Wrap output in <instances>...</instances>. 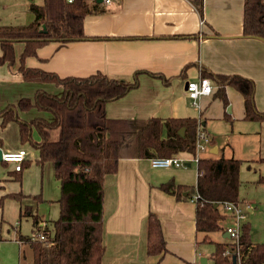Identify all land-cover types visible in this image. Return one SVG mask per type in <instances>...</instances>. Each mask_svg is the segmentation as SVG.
Returning <instances> with one entry per match:
<instances>
[{"label":"crops","instance_id":"1","mask_svg":"<svg viewBox=\"0 0 264 264\" xmlns=\"http://www.w3.org/2000/svg\"><path fill=\"white\" fill-rule=\"evenodd\" d=\"M244 1L202 0L201 15L193 0H89L92 5L100 4L98 8L103 11L85 18L86 35L110 39L67 45L50 43L38 50L37 57L28 58L26 64L61 77H89L101 73L129 84L137 81V86L127 95L107 104L106 114L110 119L200 120L211 138L204 158H235L243 162L241 182L253 186L250 191H241L240 205L246 212L245 221L250 224L251 233L259 231L251 236V241L259 244L264 243V217L261 221L257 218L264 209V184L257 183L264 175V162L260 161L264 159V122L245 120L244 98L233 87L226 88L229 100L226 107L216 97L217 83L211 81L213 94L200 99V109L191 106L186 87L189 81H197L202 76V68L215 75L248 78L256 84L255 104L264 113V41L243 37ZM37 2L41 4L42 0ZM30 4L31 0H0V26L30 24L34 20ZM23 47V44L16 45L17 57ZM38 90L62 94V88L54 84L25 82L17 66H0V111L18 105L23 98L32 99ZM35 110L18 113L26 121L38 117L53 119L52 115H39ZM33 138L40 140L37 132L33 133ZM29 145L21 141L16 122L8 123L5 128L0 126L3 152L24 149L29 162L22 170L21 180L16 179L14 164L0 162L6 165L4 171L0 168V243H6L5 238L13 235L18 245L17 248L13 243L18 264L27 261L25 247L29 245L21 237L33 238L45 231L52 232L45 215L38 213L32 234H22L24 200L36 201L40 206L50 200L58 202L60 196L59 181L56 176L55 182L50 180V171L46 185L50 190L45 188L47 164L38 162V150ZM183 155L179 157L188 161L186 166L167 169L153 168L150 159H120L118 173L105 181L103 237L106 251L102 264H214L215 244L233 242L227 237V227L232 221L224 211L227 218L220 224L221 229L209 234L211 242L204 243L205 234L196 231V203L180 201L159 189L170 180L179 185L196 186L198 164L192 162L191 155V158ZM247 171L252 175L246 179ZM15 194L22 197L14 198ZM39 195L43 201L33 199ZM32 207L27 205L25 215L32 217ZM7 209L14 221L5 233ZM150 213L161 220L168 248L164 257L147 254ZM258 222L262 223L256 225ZM256 236L259 238L255 239ZM31 261L34 264L33 251Z\"/></svg>","mask_w":264,"mask_h":264},{"label":"trees","instance_id":"2","mask_svg":"<svg viewBox=\"0 0 264 264\" xmlns=\"http://www.w3.org/2000/svg\"><path fill=\"white\" fill-rule=\"evenodd\" d=\"M193 2L202 15V0ZM98 6L100 4L95 2L92 5L89 0H42L41 4L31 0L29 11L34 20L30 24L0 26V66H17L25 82L49 83L62 88L61 95L38 90L32 99L23 98L18 105H10L0 111L1 128L16 122L21 141L38 150L41 165H53L60 183L59 217L52 232H44L45 241L21 237L32 248L34 264H102L106 251L103 237L105 181L108 176L118 173L120 159L195 155L196 118L128 120L107 117V104L127 95L137 86V81L129 84L101 73L89 77H61L27 66V59L37 57L38 50L50 43L67 45L110 39L88 37L85 33V18L103 11ZM243 37L264 41V0L244 1ZM17 44L24 45L19 57ZM201 73L202 77L217 83L216 97L226 107L229 106L226 88L233 87L244 98L245 120L264 122V113L255 104L256 84L253 80L237 75H215L206 68H202ZM33 109L50 113L53 119L38 117L26 121L20 118L19 111ZM181 130H184L183 135ZM34 132L40 140L33 139ZM260 161L264 162V159ZM28 165L29 162L25 161L23 170ZM242 165L243 162L235 158L203 157L198 163L196 186L179 185L174 180L159 186L180 201L200 195V199L195 201L196 231L205 234L204 243L211 242L209 234L218 232L220 224L227 218L219 204L241 202ZM21 173H16L17 180H21ZM257 183L264 184V175ZM13 197L19 199L22 194ZM33 199L43 201L40 195ZM34 219L37 223V216ZM240 246L242 264H264V243L253 244L249 223L243 225ZM235 252L233 242L216 243L212 256L214 264H234ZM167 253L161 220L158 215L150 213L147 254L164 257Z\"/></svg>","mask_w":264,"mask_h":264},{"label":"built area","instance_id":"3","mask_svg":"<svg viewBox=\"0 0 264 264\" xmlns=\"http://www.w3.org/2000/svg\"><path fill=\"white\" fill-rule=\"evenodd\" d=\"M73 0H69L72 2ZM109 2V0H107ZM213 94L212 82L209 78L200 77L197 81H189L187 83V95L191 100V106L194 109H200V99L202 97L211 96ZM211 144V138L209 134L203 128L201 121L198 120L197 125V139L195 155L192 156V162L199 163L200 159L209 151ZM27 158V151L22 149L17 152H3L2 161L9 164L15 165V170L20 172L23 170V164ZM188 161L179 156L166 157V158H151L150 164L156 169H167V168H180L186 166ZM200 199L199 194H195L192 201ZM222 210L228 214L231 218L232 223L227 227V233L233 240L236 246L235 263L242 264V254L240 246V237L242 235V228L244 221L246 220V212L240 204H236L231 201H225L219 204ZM32 240L45 241V234L37 235ZM50 246V244L48 245ZM228 254V253H227Z\"/></svg>","mask_w":264,"mask_h":264},{"label":"rangeland","instance_id":"4","mask_svg":"<svg viewBox=\"0 0 264 264\" xmlns=\"http://www.w3.org/2000/svg\"><path fill=\"white\" fill-rule=\"evenodd\" d=\"M34 112L39 113V115H44V116L50 115L51 116V114L47 113V112H39V111H36V110ZM31 146H33V145L30 144L29 147H31ZM183 156L187 157V158H191L190 155H187V154H184ZM4 166H6V165L3 164V163H0L1 171H4V169H5ZM193 166L195 167L196 164H193ZM254 168H258V167H254ZM49 171H50V177H51L50 180H52L53 182H55V180H56L55 179V175H54L53 165L49 163V164L46 165L45 188H47L46 185H48V182H49ZM251 175H252V172L251 171H247L245 173V178L247 179V176H251ZM51 184L52 183L50 182L49 185H51ZM59 185H60V183H59ZM252 186L253 185L248 184V183H244V185L242 183V185H241L242 189H240V193H241V191H242V193L244 191L245 192L250 191ZM245 187L247 189H245ZM47 190H50V187H48ZM259 190L260 189H258V191ZM50 193H52V192H50ZM59 198H60V196H59ZM23 204H24L23 205V217L21 218V222H22V234L24 236H30L32 234V230L35 229L34 216H37L38 213L40 215H45V218L48 221L50 230H53L54 222L59 217V204H58V202L50 200L49 202L40 203V206H39V204H37L36 201H30L29 202L26 199V200H24ZM27 205H32L33 206L32 209H31L32 217H30L28 215H25L26 214L25 208L27 207ZM6 211H7V221L8 222H6V224H5V226H6L5 233H6L7 226L10 227L9 224H11L12 221H14L13 217L9 214L8 209ZM263 217H264V209H262V211L257 214V218H258L259 221L263 220ZM261 223L262 222H258V223H256V225H260ZM245 224H247L246 221H244L243 225H245ZM256 225H255V227H257ZM12 230H13V228H12ZM257 233H259V231L252 232L251 236L253 234L257 235ZM258 238H259V236L255 237V239H258ZM5 239H6V241L8 243L7 242L3 243V244L0 243V264H18L17 251H16V248L14 246V244H16L15 243L16 241H15L13 235H11L10 237H6ZM16 246L18 248L17 244H16ZM25 248H26L25 253L27 255L26 256L27 257L26 258L27 261L24 264H32V261H31L32 251L30 249L31 247L28 245Z\"/></svg>","mask_w":264,"mask_h":264},{"label":"water","instance_id":"5","mask_svg":"<svg viewBox=\"0 0 264 264\" xmlns=\"http://www.w3.org/2000/svg\"><path fill=\"white\" fill-rule=\"evenodd\" d=\"M44 29H45V27H44ZM186 87H187V86H186ZM228 111H230V109H228ZM183 131H184V130H181V131H180V132H181V135H183ZM2 154H3V150L0 148V162H2ZM215 206L218 207V204H216ZM227 237H230L229 234H227ZM204 261H205V260H204ZM202 263H203V261H202ZM234 263H235V257H234ZM203 264H205V262H204Z\"/></svg>","mask_w":264,"mask_h":264}]
</instances>
